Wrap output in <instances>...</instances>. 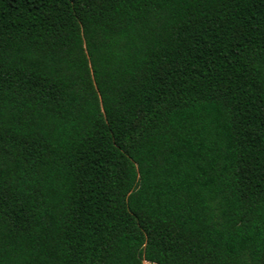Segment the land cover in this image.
Segmentation results:
<instances>
[{"label":"trees","instance_id":"obj_1","mask_svg":"<svg viewBox=\"0 0 264 264\" xmlns=\"http://www.w3.org/2000/svg\"><path fill=\"white\" fill-rule=\"evenodd\" d=\"M264 264V0H0V264Z\"/></svg>","mask_w":264,"mask_h":264},{"label":"rangeland","instance_id":"obj_2","mask_svg":"<svg viewBox=\"0 0 264 264\" xmlns=\"http://www.w3.org/2000/svg\"><path fill=\"white\" fill-rule=\"evenodd\" d=\"M144 264H147V263H144Z\"/></svg>","mask_w":264,"mask_h":264}]
</instances>
